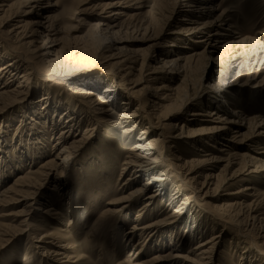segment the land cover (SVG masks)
<instances>
[{
  "label": "bare ground",
  "instance_id": "obj_1",
  "mask_svg": "<svg viewBox=\"0 0 264 264\" xmlns=\"http://www.w3.org/2000/svg\"><path fill=\"white\" fill-rule=\"evenodd\" d=\"M63 1L0 0V45L7 48L3 55L0 50V106L3 109L0 117L29 101L20 112L24 121L17 126L19 133L15 134L14 141H3V132H0V249L24 238L27 250H33L46 264H104L110 254L115 255L114 236L119 225L127 218V212L141 201V208L136 210L132 224L123 235V247L130 251L116 264H216V249L222 246L225 232L215 229L202 232L198 224L203 213L196 206V199L213 209V219L230 223L255 242L264 244V210L259 193L246 185L238 187L250 177L264 178V153H259L258 148L253 154L241 153V149H250L255 141L264 138V119L245 118L241 111L230 109L226 100L223 109L220 104L226 89L222 87L208 86L207 95L215 97L208 100L212 103L208 111H202L193 109L190 101L195 98L178 100L180 87L172 86L183 78L185 65L195 57L188 55V47L181 48L175 42L209 44L215 39L214 44H209L210 55L253 44L258 54L264 53V31L257 40L243 38L224 21V13L217 16L215 0H178V14H184V18L164 35L175 41L161 47L162 33L158 35L139 24L141 10L158 0L97 4L89 8L97 20L88 25L92 32L89 35L95 34L97 38L85 39L84 54L92 60L84 58L83 61L88 62L84 66L98 65L92 68L99 72L96 77L105 84L98 93L96 87H74L70 81L77 71L59 70L68 59L63 53L66 48L63 28L54 14ZM131 2L134 9L126 14L125 6ZM128 35H136L135 41L141 38L151 45L133 48L134 41ZM92 48L98 50L95 62H89L93 61ZM158 53L161 56L156 60ZM9 55L13 60H9ZM56 82L63 83L59 85L60 91L54 87ZM37 83L42 86L33 87ZM56 93L63 96L64 110H61V99H55ZM165 124L170 136L163 130ZM58 128L54 139L52 135ZM140 128L142 131L134 137ZM118 131L120 139L114 138ZM148 135L151 138L147 139ZM94 138L96 143L90 159L78 162L76 158L84 143L94 142ZM132 140L135 142L128 147ZM157 148L161 150L159 154H156ZM163 152L172 158L167 159ZM111 156L116 159L108 158ZM118 159H121L119 175L111 185L114 189L106 194L111 197L91 225L82 218L81 227L88 228L83 238L86 245L77 247L71 234L75 221L65 222L61 207L50 204L44 186L50 180L56 181L49 186L53 187L51 191L62 199H69L70 203L74 192L60 182L68 170L76 168L75 172L85 183L84 190L90 181L96 182L87 177L112 179L109 174L114 173L113 164ZM24 166L28 169L9 181L8 176L20 172ZM99 188L98 182L94 188L86 189L85 196L97 200ZM157 197L160 200L157 217L145 218L147 208ZM190 204V215L195 214L197 218L192 217L189 226L184 209ZM47 221L57 223L58 229L49 231L44 225ZM100 229L103 233L98 234ZM206 234L208 238L197 241ZM192 243L195 244L191 247ZM94 246L95 260L77 254L79 248L86 252ZM228 246L236 249L240 257L249 258L245 264H261L258 257L244 252L236 241H228ZM146 247L157 253L148 258ZM180 247H190L185 251L188 255L181 254Z\"/></svg>",
  "mask_w": 264,
  "mask_h": 264
},
{
  "label": "rangeland",
  "instance_id": "obj_2",
  "mask_svg": "<svg viewBox=\"0 0 264 264\" xmlns=\"http://www.w3.org/2000/svg\"><path fill=\"white\" fill-rule=\"evenodd\" d=\"M56 0H50V2H53ZM116 0H91V2H87L86 0H64L60 8L54 13L61 24L63 28L64 33V55H67V60L63 62V65L59 69L62 72H69L70 70H75V75L73 76L71 83H74V87L79 85H87L90 88L96 87L98 90V93L104 89L105 84H103L102 81L98 78L99 72L94 71L95 68L98 65L96 63H93L89 66L84 62L83 59L86 58L88 60H92V57L89 59L85 54V50H87L85 39L88 36H91L92 38H97L94 35H89L91 30L88 28V25L95 22L97 19L94 16L95 14H90V7H93L97 4H103V3H112ZM161 0H158V2L150 4L146 6V8H143L141 10V17L140 22L143 27L150 28L154 31V33L160 35L159 36V42L160 46H168L172 44L173 38L169 36H164L168 30L175 28L179 21H181L184 18V14H178V0H163V2H160ZM87 2V3H86ZM131 3H127V6H125L126 14L133 11L134 6H130ZM160 4V5H159ZM217 11V16H220L221 13H224V21H226L228 24H231L233 31L240 34V36H243V38H250L251 40H257L259 38V33L264 31V0H215L214 5ZM133 7V8H132ZM142 34V32H141ZM130 38H132V41H134V47L133 48H146L151 45V42H146L147 40H134L136 35H128ZM239 36V35H238ZM72 38H77V41H72ZM215 39H211L208 43L214 44ZM97 44V42H94ZM178 46L181 48L188 47L189 50H187L188 55H194L195 57L187 62V64L184 67V73L182 74L183 78H180L175 83L172 84L173 87H180V92L178 94V100H189L192 98H197V96H200L198 100L193 99L190 101V103L194 107L193 109H201L202 111H208L209 107L208 105H212L211 102L208 100L211 99V97H215L213 94L207 95V93L210 91L209 85H215L217 87H222L226 89V93L224 94V100H221V104L223 109H225V100L226 103L230 106V109H236L241 111L245 118L254 120V119H264V53H255V47L253 44L243 45L239 49L218 52L215 55H210V49L209 44L207 43H196V42H175ZM185 43V44H184ZM223 45V44H221ZM86 47V48H85ZM94 47V46H93ZM3 54H5V51L7 48L1 47ZM93 49V48H92ZM93 61L89 62H95L96 56L98 55V50L93 49ZM185 51V50H183ZM192 53H190V52ZM78 52L77 55L75 53ZM223 53V54H222ZM156 60L160 59L161 54H156ZM66 57V56H65ZM9 60H13V57L9 55ZM20 61H23L21 57H19ZM263 60L261 65L258 67L259 62ZM252 62H255V65L252 67ZM25 65H27L25 63ZM83 66V67H82ZM83 68V69H80ZM257 67L259 68L257 71ZM91 68V69H90ZM77 69V70H76ZM79 69V70H78ZM41 69L38 71L40 72ZM146 75V74H145ZM98 76V77H96ZM48 80V79H47ZM143 81V80H142ZM40 83L45 81H38ZM40 83H37L33 85V87H40L42 86ZM76 83V84H75ZM33 84V83H32ZM45 85V83H43ZM54 87L56 90H61L59 85L63 86L62 82H56L54 83ZM101 84H103L101 86ZM43 85V86H44ZM107 85V84H106ZM53 89V88H52ZM30 91H32L30 89ZM45 91V89H44ZM33 95V94H32ZM55 99L60 98V103L62 105V109L64 110L66 108L65 101L63 100V96H61L59 93H56ZM35 96H33L34 98ZM35 100V98H34ZM29 101H25L24 104H22L20 107H15L9 110V112L4 113L0 120L4 121L0 123V132L2 134L1 138H3V141H7L8 143H12L14 141L15 134L19 133L17 126L22 125L21 122L24 121L22 119V116L20 112L27 107ZM121 102V101H120ZM181 102V101H180ZM209 102V103H208ZM119 104V101L116 102ZM208 103V104H207ZM133 107L129 109V111L132 110ZM214 109V108H212ZM3 110L0 106V112ZM60 110V111H61ZM192 108L189 110L188 113H190ZM10 113V114H8ZM59 113H62L59 112ZM257 118H256V117ZM4 117V118H3ZM6 118V120H5ZM27 121V119H26ZM56 121H54L55 123ZM3 123V125H1ZM181 124V123H179ZM168 124H165L163 127V130L166 134V136L169 135L170 129H168ZM180 127V126H179ZM5 128H9L8 131H4ZM189 129H193V127H190ZM249 129V128H248ZM247 127L245 132L248 131ZM60 128L55 130L52 137H55L58 135ZM82 130V129H81ZM142 131V128L136 131L134 137H136L139 132ZM121 134L118 132L114 133V138L120 139L119 137ZM152 135H148L147 139L151 138ZM52 139V138H51ZM53 140V139H52ZM93 141V140H92ZM90 143H84V148L79 152V156H77L76 160L78 162H81L84 159H90V156L92 155V151L95 147L96 140L94 138V142ZM51 142V140L49 141ZM135 140H132L128 147H131ZM256 144L251 145V148L241 149V153L244 154L250 153L253 154V150L255 148H258L259 153H264V138H261L257 141H255ZM178 145H183L178 144ZM257 145V146H256ZM179 147V146H178ZM4 150V149H2ZM49 150V148H48ZM160 149L157 148L156 154L160 153ZM164 154V155H163ZM164 157L167 159L172 158V156L168 153H162ZM169 157V158H168ZM116 159L114 156L108 157ZM44 159V158H43ZM40 160L38 164H40L42 161ZM114 165V173L109 174V177L112 179H101L100 177H87L90 180L96 181L95 183H89L84 190H82V186L85 184L84 181L81 180L79 177V174L76 173L75 167L71 170H68L66 173V178H64V181H60L65 187L68 189H71L72 193L74 192V199L70 201L69 199L61 198V195H59L57 192H52L51 189L53 187H49L52 184H54V180H50L46 182L47 184L44 186V193L47 194L49 202L52 206L61 207L62 212L65 214V222L68 223V221L74 220L75 225L72 226L71 234L74 238V244L77 247H81L85 243L83 242V238L85 237V233L87 231V227L82 228L83 223V217L90 223V225L95 221L97 218L98 212L102 207L105 206V202L107 199H109L111 196L106 195L109 189H114L111 185L115 183L116 178L119 175L120 172V164L121 159L117 160ZM38 164H36V167H38ZM35 167V168H36ZM28 169V166H24L20 172H14L12 171L11 175H9L8 179L11 181L17 174L24 173ZM109 172H113L112 169L109 170ZM64 176V177H65ZM63 178V177H62ZM61 178V179H62ZM113 180V181H112ZM248 181L245 182L242 185L239 186H248L251 187L253 190L255 189L260 197L259 200H261V208L264 210V178L260 176L250 177L247 179ZM98 182L100 183V188L98 191H96V196H98L97 200H93L88 198L89 196H85V191L87 188H94ZM203 182V180L201 181ZM111 187V188H110ZM237 186H235L236 188ZM51 188V189H50ZM165 191H169V186L166 185L164 187ZM254 190V191H255ZM164 191V192H165ZM76 193V195H75ZM113 193V192H112ZM226 192H222L221 194H224ZM170 193H168L169 195ZM103 196V197H102ZM211 198V197H210ZM209 198V199H210ZM167 199V198H166ZM92 200L93 204L90 202ZM167 202V200H164ZM196 206L200 209V212L203 214H200L202 216V221L198 224L200 229H202L204 232L206 231H213L214 229L219 231L222 230L225 232V236L223 235L222 246H218L215 253V263L216 264H227L228 261H231L230 264H245V262H248V257L246 255H243V257L239 256V253L236 252L237 250L234 248H229L228 241L232 240L233 242L236 241V243L241 247V249L249 253L250 256L257 258L258 262L261 264H264V244H259L255 242L253 239L249 238L247 234H244V232L237 228L230 223H221L218 220L213 219V216L215 217L213 213V209L209 205H207L205 202H199L200 200L196 199ZM60 202V203H59ZM160 200L157 197V200L147 208L145 218L147 219H154L157 217V213L159 212V208L157 205L159 204ZM165 203V202H164ZM91 204V205H89ZM141 201L139 203H136L131 210L127 212V218L122 220L121 225H119L118 233L114 236L115 239V255L110 254L109 261H106L104 264H116L120 262L124 256L130 251V248L123 247V235L128 230L130 225L132 224L133 218L136 215V210L141 208ZM174 205H177L175 203ZM136 207V208H135ZM190 205H186L184 209V218L187 225H191V218L196 217L193 215H190ZM134 209V210H133ZM198 212V213H200ZM196 213V214H198ZM264 215V211L262 212ZM197 218V217H196ZM207 222H206V221ZM113 223V222H112ZM115 223V221H114ZM44 224V223H43ZM46 228L49 229V231H54L55 229H58L57 223L54 221H47ZM60 228L63 229V226H60ZM103 233V231L100 229L98 231V234ZM64 236V233H62ZM209 234H206L205 236H202L197 241H202V239L208 238ZM201 236V235H200ZM27 242L22 238L21 240H16L9 244L8 246H5V248L0 249V264H46L45 260L40 258L39 256L34 255L33 250L26 248L28 246L26 244ZM195 243L191 244V247ZM86 245V244H85ZM228 246V247H227ZM146 256L149 258L153 254L157 253L156 251H149V248L146 247ZM91 250L84 251L82 248L77 249L78 255H86L90 256L91 260H95V254L97 253L96 246L91 247ZM190 249V247H180L178 249L181 254H187V252ZM28 251V252H27ZM33 253V254H32ZM91 253L92 256L89 254ZM25 254V255H24ZM33 256H32V255ZM27 255V256H26ZM188 255V254H187ZM25 256V258H24ZM245 256V257H244ZM30 257V258H29ZM24 258V259H23ZM26 260V261H25ZM28 260V261H27ZM214 261V259H213ZM244 261V262H243ZM23 262V263H22ZM26 262V263H25ZM28 262V263H27ZM96 262V261H95ZM243 262V263H242ZM79 264H88L80 262ZM91 264V263H90ZM94 264V263H93ZM247 264V263H246Z\"/></svg>",
  "mask_w": 264,
  "mask_h": 264
}]
</instances>
